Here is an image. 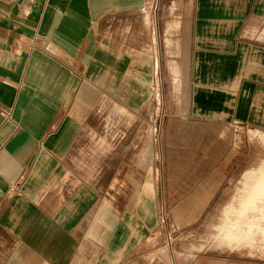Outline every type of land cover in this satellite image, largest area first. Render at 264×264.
Instances as JSON below:
<instances>
[{
  "label": "crops",
  "instance_id": "1",
  "mask_svg": "<svg viewBox=\"0 0 264 264\" xmlns=\"http://www.w3.org/2000/svg\"><path fill=\"white\" fill-rule=\"evenodd\" d=\"M154 94L168 109L156 150L167 187L199 174L173 212L198 215L234 174L255 172L218 229L259 246L264 161L246 170L245 133L264 134V0H0V264L134 253L158 224L153 133L121 149L92 115L105 98L135 114Z\"/></svg>",
  "mask_w": 264,
  "mask_h": 264
},
{
  "label": "rangeland",
  "instance_id": "2",
  "mask_svg": "<svg viewBox=\"0 0 264 264\" xmlns=\"http://www.w3.org/2000/svg\"><path fill=\"white\" fill-rule=\"evenodd\" d=\"M161 95L162 102L165 101L168 106L170 101L175 100L173 98L175 94ZM103 102L101 107L92 115V122L95 126L97 123L104 124L100 126L101 132L109 141H112V134H115L114 140L116 139L117 142L119 139L121 149L128 147V141L133 135L135 138L131 146L139 149L141 141L138 134L140 130L142 128L152 130V166L156 175L155 196L157 203L160 202L157 206L158 224L156 227L136 247L133 254L126 256L117 264H264V239L259 246L255 242L251 244L245 241L228 240L219 235L218 229V225L223 222L228 208L232 205L230 202H233L240 194L241 179L245 176L246 180L255 182L257 174L255 172L246 174L245 171L234 174L228 182L223 184L224 187L217 191L201 213L196 215L198 206H194L187 214L182 211L184 219H181L177 215L178 208L175 209V213L173 209L177 207V203L179 205L181 201L186 199V196H189L192 188L185 187L186 183L195 184L190 179L193 175L199 176V174L184 173L183 180H180L182 184H180V188H174L172 184L170 185L171 188L167 187L170 174L165 172L166 162L162 154L159 152V154L157 153L158 157H156V150H159L160 146L164 148V143L161 140L162 133L159 129V118L168 109L163 111V104H158L156 94L152 97L150 107L143 108L135 114L124 108L112 109L111 103H107L106 98ZM116 115H118L119 120L118 122L115 120V123L112 124V118ZM129 117L135 118V121L132 120L135 124L131 123ZM108 123H110V128H104ZM163 125H165V119ZM263 135L253 130L245 133L247 138V161L245 162L247 171L255 164L264 161V142L261 139ZM211 142L212 140L209 142L207 137L205 142L207 145L202 147L208 149L212 144ZM185 146L192 147V145ZM110 159V157H105L104 165L111 163ZM262 168L264 170V162ZM159 169L163 171L161 172ZM145 174L146 172H144ZM203 175L200 174V177ZM260 175L259 173L258 176ZM110 191L108 196H110ZM170 194H173L172 197L176 198V202H168ZM261 195L264 196V189L261 191Z\"/></svg>",
  "mask_w": 264,
  "mask_h": 264
}]
</instances>
